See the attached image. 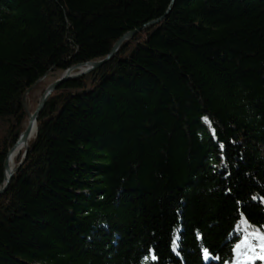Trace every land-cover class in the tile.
Listing matches in <instances>:
<instances>
[{"label": "trees", "instance_id": "trees-1", "mask_svg": "<svg viewBox=\"0 0 264 264\" xmlns=\"http://www.w3.org/2000/svg\"><path fill=\"white\" fill-rule=\"evenodd\" d=\"M154 21L47 99L0 264H235L264 228V0H0V186L43 80Z\"/></svg>", "mask_w": 264, "mask_h": 264}, {"label": "water", "instance_id": "water-1", "mask_svg": "<svg viewBox=\"0 0 264 264\" xmlns=\"http://www.w3.org/2000/svg\"><path fill=\"white\" fill-rule=\"evenodd\" d=\"M158 22L159 21L151 22V23L145 25L143 28H141L139 30L132 31V32H129V33L125 34L122 38H120L115 43V45L113 46V48L110 51V53L103 60L96 61V62H87V63H84V64H79V65L73 66L70 69H68L67 71H65L60 78L55 80L52 84H50L45 89V91L43 92V94L41 95V97L39 99V103H38V105L36 107V110L34 111V113L29 114L28 125H27L26 130L21 134V136L17 140L16 144L11 148V150L9 151V153L7 155V158H6L5 163H4V182L0 186V196L7 190L8 186L11 183L13 174L17 171V168H15V167L12 170L9 169V167H8V158H9V156L13 152L14 148L20 143L24 144V148L23 149L26 150L27 141L29 139H31L33 137V135L35 134V132H36V121H37L40 113L44 109L47 99L57 89V87L62 82L66 81V80L80 78V77L92 72L93 70L98 69L103 64L109 62L117 54L120 46L122 45V43L124 41L130 40L135 34L140 32L141 30L150 28V27L154 26L155 24H157ZM23 103H24L25 108L27 109L25 100H23ZM33 123H35V132L32 134L31 133V129H32Z\"/></svg>", "mask_w": 264, "mask_h": 264}, {"label": "snow or ice", "instance_id": "snow-or-ice-1", "mask_svg": "<svg viewBox=\"0 0 264 264\" xmlns=\"http://www.w3.org/2000/svg\"><path fill=\"white\" fill-rule=\"evenodd\" d=\"M236 230L239 232L241 238L233 247V251L239 254L242 249H246L251 252L252 258H256L257 249L253 247V241L259 240V258L264 260V228L259 230L255 229L248 222L247 217L241 214V220L240 222H238ZM172 243L175 244V241H173ZM173 251H175V248H173ZM204 252L205 254H207V250H204ZM152 259L155 260L157 259V257L153 255Z\"/></svg>", "mask_w": 264, "mask_h": 264}, {"label": "rangeland", "instance_id": "rangeland-1", "mask_svg": "<svg viewBox=\"0 0 264 264\" xmlns=\"http://www.w3.org/2000/svg\"><path fill=\"white\" fill-rule=\"evenodd\" d=\"M61 76V73H51L48 77L43 80V82H45L46 84H52ZM38 94H40V92ZM259 244V240L253 241V247L257 249L256 258H252L251 252L246 249H242L239 254L234 252L235 264H253L254 260H256L259 255Z\"/></svg>", "mask_w": 264, "mask_h": 264}, {"label": "bare ground", "instance_id": "bare-ground-1", "mask_svg": "<svg viewBox=\"0 0 264 264\" xmlns=\"http://www.w3.org/2000/svg\"><path fill=\"white\" fill-rule=\"evenodd\" d=\"M34 132H35V123H33L32 129H31V133L33 134ZM23 148H24V144H22V143L18 144L14 148L13 152L11 153V155L9 156V158H8V167H9L10 170H12L14 168V161L18 157L20 152L23 150Z\"/></svg>", "mask_w": 264, "mask_h": 264}]
</instances>
